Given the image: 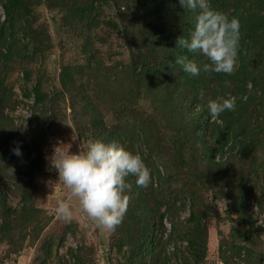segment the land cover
<instances>
[{"label":"rangeland","instance_id":"obj_1","mask_svg":"<svg viewBox=\"0 0 264 264\" xmlns=\"http://www.w3.org/2000/svg\"><path fill=\"white\" fill-rule=\"evenodd\" d=\"M16 1L18 5L12 11L13 17L10 19L5 15L4 21L3 17L0 19L15 40L22 39L15 47L10 46L13 53L7 65L0 62V78L5 77L7 87L0 104V145L7 157L19 143L25 146L20 147L22 156L12 158L11 163L0 161L5 182L0 184V194H3L0 196V264H134L130 262L131 240L128 239L131 228L125 231L124 223L114 232L99 227L82 210L79 199L59 180L58 172L52 166L57 152H83L94 139L93 126L83 115L86 111L80 110L82 98L89 97L90 108L95 106L98 109L103 124L114 132L118 131L120 109L132 102L125 101L128 87L125 73L118 74L120 66L129 60L121 34L122 24L129 17L123 8L118 9L109 2L91 5L86 0L75 3L71 0ZM2 2L4 0H0V4ZM120 11L124 13L123 18L119 16ZM25 70L30 71L27 81L23 78ZM37 80L46 97L43 103L35 105L34 97L25 95ZM173 85L166 81L153 82L154 88L141 95L130 107L133 109L130 115L136 120L152 119L150 124L140 126L151 135L153 145H160V152L154 150V156L164 165L158 164V169L165 176L173 173L180 184L195 172V168L181 166L190 159L187 151L184 152L185 160L181 154L174 155L177 143L171 121L173 117L180 118L181 111L185 117L187 110L178 101L174 106L169 104V93L176 90ZM81 90L83 94L78 97ZM196 108L198 106L193 105L188 110L194 112ZM37 117L42 125L40 136L36 134L39 127ZM133 125L130 127L137 137L141 129ZM203 134L207 139V131ZM122 140L125 146L129 145L127 139ZM39 152L42 154L39 170L27 169L31 175L13 173L18 164L29 167ZM255 153L262 165L260 179L264 184V144ZM176 187L177 184L173 183L171 192ZM131 191L128 190L129 199L136 198V193ZM224 195L218 187L201 195L199 204L211 206L214 214L205 226L206 253L200 264H232L224 243L230 240L231 224L235 222L230 223L225 218L228 199ZM59 201L69 205L71 222H65L57 215L55 209ZM181 202L185 203L184 209ZM188 202L186 199L172 200L174 212L163 218V228L157 225L153 229V236L165 240L172 222L182 224L179 228L186 226ZM1 204L11 210L10 216L4 217ZM165 209L163 203L160 212ZM246 213L255 219L256 225L264 227V213L255 202L247 206ZM170 234L172 239L164 244L165 250L162 245L156 248L161 250L159 257L167 255L168 264H193L188 257L184 236L177 232ZM155 247L152 245L153 249ZM255 250L258 251L255 261L264 264V244ZM147 254L153 257L151 253L143 254V262L151 264L152 258ZM74 255L82 261L76 262ZM154 258L157 260L158 256Z\"/></svg>","mask_w":264,"mask_h":264},{"label":"trees","instance_id":"obj_2","mask_svg":"<svg viewBox=\"0 0 264 264\" xmlns=\"http://www.w3.org/2000/svg\"><path fill=\"white\" fill-rule=\"evenodd\" d=\"M71 1L75 3L77 0ZM86 1L91 5L109 2L118 9L123 8L129 17L121 27L129 60L120 66L118 74L125 73L128 83L125 101L132 102L127 103L130 106L125 104L120 109L118 131L114 132L103 124L98 109L95 106L90 108L89 97L82 98L80 110L86 111L83 115L93 126V141L99 139L105 143L116 142L126 149L128 147L129 151L139 152L151 172L152 182L146 188L137 187L134 176L127 178V182L132 185L131 192L136 193V198L129 199L128 209L122 221L126 226L125 231L128 227L132 230V234L128 235L131 240L130 262L145 264L143 254L151 253L153 257L147 254L152 258L151 264H168L167 255L164 258L159 257L161 250L156 248L162 245L165 250L164 244L172 239L170 233L177 232L187 241L189 260L191 259L193 264H200L206 253L205 226L212 218L214 210L207 204L200 205L199 202L203 193L218 187L228 199L224 209L225 218L230 223L235 222L231 224L230 240L224 243L232 264H261L260 260L255 261V253H258L255 249L264 244V227L256 225L255 219L246 213V208L251 202H255L258 209L264 213V184L260 179L262 165L255 153V150L264 144V0H210L212 8L228 14L229 17L238 18L240 22L238 62L231 75L201 72L196 77L183 72L175 63L178 56H188L201 65L207 62V58L198 53H188L176 47L177 39L188 37L195 22V14L182 8L179 0ZM1 4L7 18L11 19L12 11L18 2L4 0ZM119 16L123 18L124 13L120 11ZM0 36V62L6 66L13 53L11 48L21 43L22 39L15 40L11 33L7 32L4 22H0ZM23 78L27 81L30 71L25 70ZM5 80V77L0 78V104L7 93ZM158 81L174 84L173 88L176 90L169 93L168 102L174 106L178 101L187 110L185 117L181 111L180 118L173 117L171 121L177 143L174 155L181 154L184 157V152L187 151L190 159L188 162H182L181 166L191 165L195 168V172L190 173L180 184L173 173L165 176L158 169V164L164 165L163 161L154 156L160 145H153L151 135L140 126L150 124L152 119L136 120L130 115L133 110L130 107L141 95L148 94L154 88L153 82L158 84ZM201 91L203 95H200ZM26 93L25 96L34 97L35 105L45 101L46 94L41 91L39 80ZM82 94L81 90L78 97ZM229 96L237 98L235 110L225 111L218 120L211 118L207 110L209 100L227 99ZM152 100L155 101L154 97ZM193 105L198 108L191 112L188 108ZM36 119L38 134L42 125L39 118ZM95 123L98 124L96 128ZM130 124L141 129L137 137L133 134L134 129ZM204 131H207V139ZM40 135L39 133L38 136ZM123 138L129 142L128 146L124 145ZM18 145L25 146L22 143ZM17 157L13 152L7 157L4 147L0 145V161L11 163V159ZM41 159L42 154L39 152L35 154V159L30 161L29 167L23 168L18 164L13 173L23 172L31 175L27 169L39 170L42 166ZM24 169L26 170L23 171ZM1 183L5 182L0 170ZM173 183H176L177 187L171 192ZM2 195L1 193L0 196ZM125 195L129 197L128 190ZM184 199L189 201V215L185 221L187 225L179 228L182 224L172 222L170 233L166 235L165 240L160 236H153V229L157 225L163 228V218L174 212L172 200ZM163 203L166 209L161 213ZM180 204L184 209L185 203ZM1 211L4 217L12 213L4 204H1ZM5 226L6 224L3 229ZM152 245H156L155 249ZM149 246L151 248L146 252ZM222 248L221 244V256ZM156 255L157 260L154 258ZM73 257L78 263L82 261L77 255Z\"/></svg>","mask_w":264,"mask_h":264},{"label":"clouds","instance_id":"obj_3","mask_svg":"<svg viewBox=\"0 0 264 264\" xmlns=\"http://www.w3.org/2000/svg\"><path fill=\"white\" fill-rule=\"evenodd\" d=\"M182 8L195 14V22L188 37H179L176 47L188 53H198L207 62L198 64L188 56H178L175 63L183 72L196 77L201 72L231 75L236 70L240 41L238 18L212 8L210 0H179ZM5 12L0 4V19ZM200 95H203L201 91ZM236 97L209 100L207 110L211 118L217 119L225 111H234ZM22 156L19 145L12 149ZM52 166L59 180L79 199L82 210L99 227L114 232L128 209L129 197L125 195L132 185L127 182L134 176L137 187H148L152 182L150 169L139 152H132L116 142L95 140L87 149L76 154L59 151ZM65 222H71L72 211L68 204L59 201L55 209Z\"/></svg>","mask_w":264,"mask_h":264},{"label":"built area","instance_id":"obj_4","mask_svg":"<svg viewBox=\"0 0 264 264\" xmlns=\"http://www.w3.org/2000/svg\"><path fill=\"white\" fill-rule=\"evenodd\" d=\"M22 161V160H21ZM21 161H18V163H20ZM23 162V161H22Z\"/></svg>","mask_w":264,"mask_h":264}]
</instances>
